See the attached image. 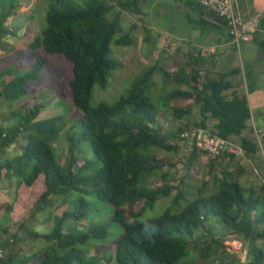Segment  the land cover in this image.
Wrapping results in <instances>:
<instances>
[{"label":"trees","instance_id":"1","mask_svg":"<svg viewBox=\"0 0 264 264\" xmlns=\"http://www.w3.org/2000/svg\"><path fill=\"white\" fill-rule=\"evenodd\" d=\"M179 1L191 12L185 14V22L190 29L197 30L199 35L218 33L224 42L232 43L227 21L222 16L207 9L198 0ZM15 8L17 5L4 7L0 14L2 49L6 48L2 36L9 33L3 26L4 21ZM114 8L117 11L108 18L107 15ZM121 11L143 14L140 0H86L83 5L72 0H55L46 11V28L38 34L31 49L37 47L48 54H61L72 64V78L69 81L71 104L82 112L79 119L81 134L90 143L101 166L88 174L85 169L89 162L82 160L78 164V159L71 152L68 165L63 168L56 162L50 145L51 139L64 128L63 116L38 119L43 106L33 101L29 106L16 110V124L9 128L0 126V151L14 143L21 133L27 135L20 153L0 161L3 177L8 180L16 178L11 184L13 197L6 205V215L12 225L17 224L12 238L3 240L0 237V249L3 251L0 264H30L37 257L34 264H72L73 260L77 264H98L96 255H89L85 259L78 245L89 239L106 238L108 223L93 218L84 198H77L73 201L72 209H65L56 215L49 233L34 232L24 220H20L28 210L31 218L42 205H51L55 195L86 193L89 189L100 202L116 206L109 223L115 222L123 228L110 259H103L99 264H197L179 262L187 246L186 239L180 235L192 236L196 229L205 225L208 216L218 218L237 237L249 241L246 264H264V248L255 245L256 240H264V182L257 191L244 188L229 169L235 157L233 154L207 158L208 179L201 187H205L206 181H211L215 187L211 194H202L204 190L200 188L198 195L186 199V204L178 212L173 213L167 207L156 218L128 222L129 218L139 216L145 206L151 207L162 197L174 194L172 204H177L184 197V190L169 182L167 172H163L164 162L150 148L175 152L178 144L172 138H179L180 132L191 126L180 124L177 132L162 131L158 120L161 112L149 97L156 83L155 74L161 76L163 84L174 85L162 96L165 104L170 102L169 110L174 119L181 120L197 108L200 119L193 122L192 127L206 129L227 140L238 137V145L249 160L254 159L260 146L254 136L242 134L252 117L246 94L237 91L226 94L234 87L232 77L240 74L247 92L255 89L256 77L241 67L216 70L212 75L208 68L211 62L216 65L213 59L207 63L203 75L200 66L204 67L207 56L201 55L200 49L196 48V53L190 52L187 60L174 73L168 72L156 61L135 77L125 97L113 104L99 102L92 106L90 98L93 87L106 88L112 72L120 65L119 61L109 57L110 44L113 41L126 46L133 41L132 28L114 38L121 31ZM254 35L258 53L264 57V11L257 19ZM233 48L237 50L234 43ZM44 61V58L39 59L36 68L33 66L8 82L1 81L0 97L9 104L20 101L28 94L29 82L38 79L37 71ZM5 73H10V69L3 71L2 75ZM174 102L183 104L176 105ZM210 118L214 123L208 127ZM262 129L264 131V119ZM188 150L186 165L190 169L202 151L195 147ZM226 157L228 160L222 165ZM157 171L161 172L157 177L160 184L145 186L146 178ZM40 177L42 188L35 190ZM125 205L127 208L122 209L121 206ZM250 212L254 213L253 217L249 216ZM67 220H87L88 228L86 231H79L73 226L65 229ZM47 222L51 223L52 218H48ZM21 229L27 235H22ZM28 237L45 239L49 245L20 257L12 246ZM6 249L8 251L4 252ZM223 261L226 262L225 259ZM228 264L240 263H235L233 258Z\"/></svg>","mask_w":264,"mask_h":264},{"label":"rangeland","instance_id":"2","mask_svg":"<svg viewBox=\"0 0 264 264\" xmlns=\"http://www.w3.org/2000/svg\"><path fill=\"white\" fill-rule=\"evenodd\" d=\"M54 1L55 0H0V14L5 10H3L4 7L8 8L10 5H17L19 7L20 5H24L27 9H30L31 16H28L26 20L20 21V29L26 30L27 27L36 23L39 26V29L44 30L46 28V11L49 6L54 3ZM72 1L83 5L86 0ZM140 6L143 11V14L141 15L133 14L127 11L120 12L119 23L121 31L117 32L114 35V38L123 35L132 28L131 35L133 37V41L130 45L126 46L117 45L113 41L110 44L109 57L119 61L120 65H118L116 70L112 72L108 79L106 88H101L97 85L93 87L90 98V104L92 106H96L99 102L113 104L121 97H125L127 90L135 77H137L146 66H149L156 61H158V64L165 70L174 73L176 69L187 60L190 52L203 47H208L210 44H212L211 46H214L216 49V43L211 42L208 38L210 35H208V37H202V39H204L203 43L195 39L198 31L190 29L185 22V14L191 12L179 0H140ZM115 11H117V8H114L107 15L108 18L112 17ZM18 19H20V17H18ZM3 26L8 31L12 30L5 25ZM14 32L18 33L16 29H14ZM19 33L14 37L8 36V40L10 42H21V35H19ZM217 35L219 34L217 33ZM220 48L223 49V55L227 52L232 53L236 50L233 48V43H230L227 47L222 46ZM252 49L254 50V54L259 52L258 48H254V46ZM18 50V56H15L12 52L4 55L3 60L0 62V70L11 69L15 67L16 64H20L22 67L28 66V70H31L33 66H35V68L39 66L37 63L39 59L44 58L45 61L42 63L41 69L37 71L39 74L38 79L29 82L28 94L23 98L28 97V99L31 100L30 102H32L33 99L34 103L43 106L42 119H47L57 115L63 116V130L58 132L50 141L56 162L63 168H66L68 165L67 160L69 159L71 152H73L76 159H78V164H81L82 160L89 162L85 172L88 174L93 173L100 168L101 163L95 158L90 143L87 140H84L81 134L79 119L82 116V112L73 107L71 104L69 81L72 78V64L63 55L48 54L42 48L31 50L29 47L19 46ZM246 50H251V43L245 44L242 43L241 40L237 46V50L232 56L231 61L229 57L230 55H227L228 57L225 60L222 57H219V53L217 54L216 49L215 54H213L211 58L210 56H207L204 67L200 66L201 74H205V67L208 66L207 63L212 59L215 61L217 60V63H215L217 65L214 66V64H211L212 62L209 64L208 71L212 75H215L216 68H219L220 71H226L232 65H241L242 55L244 56ZM224 57H226V55ZM1 78L0 79L4 81L3 79L8 78V76L3 74V77ZM262 78H264V75H262ZM154 80L156 83L150 90L149 97L156 108L161 112V114L158 115L160 127L163 132H177L176 129L178 128V125L184 123H180V120L172 117L169 110L170 102L165 104L162 97L164 92L174 88V85L170 83L163 84L161 76L157 74L154 75ZM263 81L264 80H262L260 84L258 83V85H255V90L247 92L246 84L240 75L239 84L241 92L246 94L248 101H251L250 108L252 115L253 113L256 114L259 110L264 112V100L259 99L256 102H253L254 97L261 96V92L264 93ZM226 94L229 95L230 92L228 91ZM34 95H37L36 99L33 98ZM53 97H56L57 100H54V106L51 107L48 103ZM29 100L28 103L24 104L25 106H29ZM174 104L182 105L183 102H174ZM12 105L13 104H9L3 97H0V126L3 128L14 126L18 120V116L13 113L14 105ZM197 112V108H194L189 115V125L191 127ZM213 122V119H208V127L211 126ZM250 124L251 120L248 121V125ZM256 126L262 127V118L256 120ZM245 134L254 136L260 146V150L254 159L249 160L242 155H238L234 157L232 163H239L241 166H245L243 167L245 168L243 171V180H241V182L239 181L241 185L246 189L254 188V190L257 191L261 186V181L255 171L252 170L254 175L248 173L246 166H250L251 163L254 162V164H258L259 166L257 169L259 175L264 174V143L260 141L262 139L260 135L264 134V131L261 128L258 135H255V133L251 132L250 129H246ZM172 141L178 144V148L175 152L158 150L153 147L150 149L158 159L164 162L163 172H167V179H169V182L173 186L184 190V197L180 198L177 204H172L174 194L168 197H162L155 201L151 207L145 206L139 216L136 218H129L128 222L156 218L160 216L167 207L170 208L173 213L178 212L186 204V199L190 200L198 195V190L200 188H202L201 190H204L202 193L204 195H209L215 190L211 181H206L205 187H201L206 178H208L206 171L208 168L206 163L208 158L207 155L202 152L199 153L198 158L189 169L186 165V158L189 153V147H187L186 142L179 138H172ZM232 141L239 144L238 137L233 138ZM227 160L228 157L222 161V165H224ZM160 173V171H157L153 175L148 176L145 180V186L150 187V185L155 186L160 184V181L157 179ZM11 178L16 180L15 177ZM180 180H182L181 183L179 182ZM42 184L43 183L41 182L40 177L35 186V190H40L42 188ZM173 192L175 193V191ZM262 194L263 193H261V195ZM2 195L3 193L0 191V199L2 198ZM77 198H84L86 200L91 209L93 218L108 223V235L106 238L102 240L89 239L86 243L78 245V247L83 250V256L85 259H87L89 255L93 254L98 258V264L103 259L109 260L111 257L110 255L115 248V242L123 233V228L115 222L109 223V218L116 209V206L112 203L100 202L96 197V194L91 192L90 189L86 193L72 192L66 195H55L52 197L53 203L51 205H42V208L34 212L31 218L28 215L29 210L27 212L29 207H27L25 208L27 213H25L20 220H24L29 229L34 232L49 233L54 225V218L56 215H60L65 209H72L73 201ZM64 201H66V203H64ZM121 208L126 209L127 206H121ZM253 215L254 213L250 212L249 216L253 217ZM48 218H52L51 223L47 222ZM207 219L209 224V233L203 235V238H201L200 234L197 232L199 228L194 231L192 235L193 238H191L188 234L180 235L185 238L187 242L185 255L180 259V263H197L198 248L202 245L204 246L209 244L207 241L210 238L219 237V239H221V232L224 226L216 217L208 216ZM8 223L11 225V221H9L7 215L0 217V237L3 240H9V238H12L14 231L17 228V224H14L11 228H9L7 225ZM72 226L76 227L79 231H86L88 228L87 220L79 222L71 220L65 221V229ZM5 228V232H3ZM21 232L23 233L22 235H27L22 229ZM237 238L240 242H243L244 240L242 237V239L240 237ZM48 245L49 244L45 239L28 237L24 241H19L14 244L12 246V250L20 254L21 257L31 255ZM248 245L249 242H245L246 250ZM255 245L264 248V240H256ZM7 251L8 249L4 252ZM221 257L227 261H231L234 258L235 263H239V258L233 251H227ZM37 260L38 257L33 259L30 264L36 263ZM206 263L209 262L198 264ZM72 264H77V261L73 260ZM109 264H115V262H110Z\"/></svg>","mask_w":264,"mask_h":264},{"label":"crops","instance_id":"3","mask_svg":"<svg viewBox=\"0 0 264 264\" xmlns=\"http://www.w3.org/2000/svg\"><path fill=\"white\" fill-rule=\"evenodd\" d=\"M232 10L235 14L240 15L243 19V22L245 24L244 25L245 30H246L244 35H246V39L242 40V43H245V44L251 43V50H246L244 53V56L242 55L241 65H239V64L238 65H232L230 68L241 67V68L245 69L246 71L251 72V74L256 77V84L258 85V83L260 84L261 81L264 80V78H262V75H264V57L260 56V54L258 52L256 54H254V50L252 49V47L254 46V48L255 47L257 48V45L255 43L256 36L254 35V31L256 30L257 19H258L259 15L262 14L264 11V0H232ZM28 16L29 17L31 16L30 9H27L26 6H24V5H20L19 7L17 6V8H15V10L12 12V14L10 16H8L6 18V20L4 21V25L6 27H9L12 30H9V33L6 34L5 36H3V42L6 44V48L5 49L0 48V62L3 60L4 55H7L11 52H12V54L14 53L15 56H18L19 46H25V47H29L31 49V46L34 43L35 39L38 37V34L41 32V29H39V26L36 23L32 24V26L27 27L26 30L20 29L21 28V26L19 24L20 21L26 20V18ZM18 17H20V19H18ZM14 29H16L18 33L20 31L19 35H21L20 36L21 37L20 40H22L21 42H18V41L10 42L8 40V36L14 37L18 34V33L14 32ZM198 33L199 32H197V34H196L197 37L195 39H197V40H199V42L203 43L204 39H202V37H208V36L207 35H199ZM209 35H210V37H208L209 40L211 42L216 43L215 46L217 49V54L219 53V57H222L225 60L228 57L227 55H230L229 57L232 61V56L236 50L233 51L232 53L227 52L223 55V49L220 48L222 46L227 47L231 42L230 43L224 42L222 36L220 35L221 36L220 37L219 35H217V33L212 32ZM211 45L212 44L208 45V47H210ZM36 49H37V47L33 48L31 50H36ZM225 55H226V57H224ZM230 68H228V69H230ZM28 69H29L28 66L22 67L20 64H16L15 67L10 69V73H7V74L5 73V75H7L8 78L3 79L4 83L12 80L13 77H15V76H19L20 74L27 71ZM216 70H219V68H216ZM3 71L5 72L6 70H0V75H1L0 78L3 77V75H2ZM1 79H0V82L2 81ZM239 79H240V74L231 78V80L234 84V87L229 91L230 93L232 91H237L238 93H242L241 87L239 84ZM263 83H264V81H263ZM0 89H1V87H0ZM33 98L36 99L37 95H34ZM259 99L264 100V93L261 92V96L254 97L253 102H256ZM28 100H29L28 97L22 98L20 101L14 103L13 104L14 105V112L16 110H18L19 108H21L22 106H25L24 104L28 103ZM54 100L56 101L57 98L53 97L52 100L48 103V104H50L51 107L54 106V104H53ZM30 101L31 100H29V102ZM32 101H34V100L32 99ZM248 103H249V107H250L251 101H248ZM250 110H251V108H250ZM42 112L43 111L41 110L40 113L38 114V117H37L38 119H42V117H43ZM199 118H200V115L197 112L195 114L193 121L196 122L199 120ZM260 118H262V124H263L264 112L262 110H259L258 112H256V114L253 113V115L250 119L251 124L248 125V127L246 129L252 128L253 133H255V131L260 132L262 127L256 126V120L260 119ZM189 121H190L189 115H185L179 122L184 123V124H189L190 123ZM246 129L243 131V133H242L243 135H246L245 134ZM261 136L264 139V134H261ZM26 141H27V135L26 134L21 133L19 136H17V138H15V140H14V143H12L9 147L5 148L4 150L0 151V156H2V157H0V161H2L3 159H5L7 157H11L15 154L20 153L21 149L26 144ZM263 143H264V140H263ZM243 167H245V166L244 165L241 166L239 163L238 164L237 163H231L229 166V169L232 172L233 171L235 172V175L239 179L240 182H241V180H243V177H244L243 171L245 168H243ZM258 167H259L258 164H254V162H253V163H251L250 166H246V170L248 171V173H251V175H254L252 170L255 171L256 175L258 176V178L260 179L261 184H262L264 182V174L259 175V173L257 171ZM234 172H233V174H234ZM3 173H4V171H1V173H0V191L3 193L2 198L0 199V217L6 216V205L8 204V202H10L12 200V197H13V188L11 187L13 180L5 179L2 175ZM207 179L208 178H206V180ZM7 225L9 226V228L12 227V223H11V225L9 223ZM208 229H209V224H208V219H206L205 225L203 227L199 228V230L197 232L200 234V237L203 238V235L209 233ZM221 234H222L221 239H219V237H215L214 240H212L210 238L207 241V242H209L210 245H204V246L202 245L198 248V251H197L198 252V260L196 261L197 264L203 263V262H209L206 264H228L229 261L226 260V262H224L221 256L227 251H232L231 250L232 246H231L230 242L232 239L238 240V238H237L236 233L228 230L225 227H223ZM216 236H218V235H216ZM191 238H193V236H191ZM245 242H247V241H245ZM245 242H244V240H243V242H241L242 244H244V247H245Z\"/></svg>","mask_w":264,"mask_h":264},{"label":"built area","instance_id":"4","mask_svg":"<svg viewBox=\"0 0 264 264\" xmlns=\"http://www.w3.org/2000/svg\"><path fill=\"white\" fill-rule=\"evenodd\" d=\"M204 7L222 16L228 24V30L232 36V43L239 45L241 40L246 39L245 24L240 15L235 14L232 10V0H198ZM216 49L213 46L203 47L200 49V54L210 56L215 54ZM258 131L255 134L258 135ZM260 135V134H259ZM261 136V135H260ZM262 137V136H261ZM179 138L186 142L187 147H195L202 151L207 157H216L223 154H233L235 156L243 155L241 147L232 140L224 139L214 133H210L206 129L190 127L184 129L179 134ZM262 139L260 140L262 142ZM232 251L239 258L240 264L247 262V250L238 240H231ZM3 256V251L0 249V257Z\"/></svg>","mask_w":264,"mask_h":264}]
</instances>
